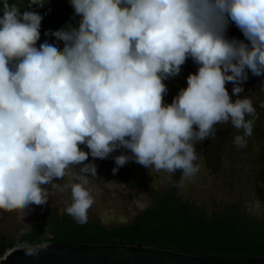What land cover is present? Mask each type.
Instances as JSON below:
<instances>
[{
	"label": "clouds",
	"instance_id": "1",
	"mask_svg": "<svg viewBox=\"0 0 264 264\" xmlns=\"http://www.w3.org/2000/svg\"><path fill=\"white\" fill-rule=\"evenodd\" d=\"M0 2V210L24 217L54 195L50 185L70 189L64 211L83 224L93 197L72 170L94 176L89 156L122 147L146 168L187 177L198 170L195 142L217 124L242 130L233 143L246 146L255 108L240 84L248 71L264 75V0H70L78 27L49 30L55 43L39 47L43 17ZM229 20L249 43L225 38ZM188 58L198 70L166 104L164 81ZM129 159L116 156L113 173Z\"/></svg>",
	"mask_w": 264,
	"mask_h": 264
},
{
	"label": "rangeland",
	"instance_id": "2",
	"mask_svg": "<svg viewBox=\"0 0 264 264\" xmlns=\"http://www.w3.org/2000/svg\"><path fill=\"white\" fill-rule=\"evenodd\" d=\"M41 2L44 3L42 7L36 5L29 7L30 0H8V3L14 4L21 13L33 11L41 16L43 11L55 5L64 3L71 5L70 0H41ZM2 13L3 6L0 2V15ZM54 40L55 37L51 35L44 38L40 34L36 46L39 47L45 41L55 43ZM198 67L199 65L188 58L177 76L164 81L168 89L164 95L166 104L172 102L180 89L187 87L188 75L196 73ZM240 86L243 91L239 94V98H249L255 108L252 135L245 137L246 146L240 148L233 143L236 135L243 134L242 130L235 129L230 122L217 124L213 137L195 142L198 158L194 163L198 170L187 177L182 171L180 172L178 194L185 200L197 203L208 212L221 202H229L238 203L253 216L260 217L264 213V202L254 194L264 171V75L255 76L248 71V79L241 82ZM226 88L234 102L238 97L232 95L233 84L227 83ZM81 148L88 151L84 145H81ZM121 154L128 155L130 159L118 169L125 171L130 179L139 180L158 193L165 191L174 176V172L156 171L136 163L131 152L122 147L105 159L89 156L85 163L96 166L94 176L90 173H80L83 165L76 166L72 170L73 173L87 177V187L93 197V205L88 211L87 220L98 221L107 228L131 224L150 203L148 191L127 185L118 174V170L113 173V168L117 167L115 157ZM71 178V176L65 177L64 180H55L54 183L63 185ZM43 187L49 192L54 191V195H50L45 205H30L24 217L17 211L0 210L1 243L22 239L30 231V225L39 213L56 207L60 214L66 212L64 209L70 203V189L61 192L51 189L50 185Z\"/></svg>",
	"mask_w": 264,
	"mask_h": 264
},
{
	"label": "trees",
	"instance_id": "3",
	"mask_svg": "<svg viewBox=\"0 0 264 264\" xmlns=\"http://www.w3.org/2000/svg\"><path fill=\"white\" fill-rule=\"evenodd\" d=\"M42 17L40 34L44 38L49 30L78 27L80 21L68 3L43 11ZM225 38L249 43L233 22L228 23ZM59 47L63 48V42ZM180 172L175 171L165 191L158 193L118 169L127 185L150 195L149 205L131 224L111 228L95 220L80 224L56 207L39 213L22 239L9 241L0 251L20 241L30 246L86 242L153 245L203 257L264 258V213L253 216L240 204L229 202H221L208 212L178 194ZM254 195L264 202V171Z\"/></svg>",
	"mask_w": 264,
	"mask_h": 264
},
{
	"label": "water",
	"instance_id": "4",
	"mask_svg": "<svg viewBox=\"0 0 264 264\" xmlns=\"http://www.w3.org/2000/svg\"><path fill=\"white\" fill-rule=\"evenodd\" d=\"M29 249L37 254L29 255ZM1 264H264V258L203 257L153 245L70 242L18 250Z\"/></svg>",
	"mask_w": 264,
	"mask_h": 264
},
{
	"label": "built area",
	"instance_id": "5",
	"mask_svg": "<svg viewBox=\"0 0 264 264\" xmlns=\"http://www.w3.org/2000/svg\"><path fill=\"white\" fill-rule=\"evenodd\" d=\"M48 243H45L41 246H46ZM31 247L30 245L24 243V242H17L11 246H8L7 248H5L4 250L0 251V264L6 260L13 252L18 251V250H22L25 248H29Z\"/></svg>",
	"mask_w": 264,
	"mask_h": 264
},
{
	"label": "crops",
	"instance_id": "6",
	"mask_svg": "<svg viewBox=\"0 0 264 264\" xmlns=\"http://www.w3.org/2000/svg\"><path fill=\"white\" fill-rule=\"evenodd\" d=\"M10 241H11V240H10ZM4 244H7V243H1V241H0V248H1Z\"/></svg>",
	"mask_w": 264,
	"mask_h": 264
}]
</instances>
